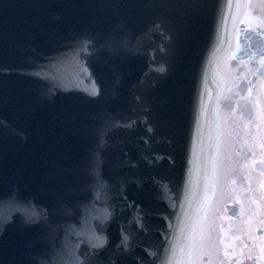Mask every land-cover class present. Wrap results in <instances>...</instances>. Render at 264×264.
<instances>
[{
  "label": "water",
  "instance_id": "1",
  "mask_svg": "<svg viewBox=\"0 0 264 264\" xmlns=\"http://www.w3.org/2000/svg\"><path fill=\"white\" fill-rule=\"evenodd\" d=\"M251 3L7 0L5 63L12 74L4 76L3 83L0 219L13 218L16 209L8 203L13 190L19 200L48 205L55 194L53 178L85 168L95 151L101 180L113 186L112 199H97L87 222L81 219L83 212L69 221L83 233L67 237L70 245L79 244L81 257L89 253L86 241L95 230L110 239L95 264H120L115 246L123 224L139 257L136 264L153 259L156 264H264V249L253 241L246 223L239 222L244 207L260 220L264 217V61L250 60L239 47L247 36L264 34V5ZM194 11L195 27L176 57L174 24ZM85 38H91L94 47L74 52V45ZM34 52L42 55L33 57ZM46 57L67 59L45 69L47 78L39 79L33 73L48 63ZM77 64L88 71L79 72ZM97 90L100 95L92 97ZM161 95L177 100L176 119L166 127L156 120ZM65 111L72 113L71 121ZM104 118L109 123L104 144L98 146L96 128ZM221 123L237 128L239 140L221 130ZM74 124L79 126L76 135ZM74 137L83 153L72 161L77 158L70 144ZM251 137L260 143L253 145ZM161 179L165 198L157 202L153 197ZM121 181L127 185V200L115 191ZM185 192L189 219L201 217L211 202L212 246L209 250L201 245L197 233H185L175 254L165 258L163 238L155 229H165L159 216L172 215L173 202ZM227 193L237 202L222 201ZM79 195L91 198L86 191ZM130 202L154 214L146 221L147 233L128 224ZM110 204L116 205V213L106 225L92 219L109 211ZM223 204L240 207L229 212ZM8 234L21 247L0 252V264H23L33 253L37 233L26 229L17 215ZM65 240V233L58 231L51 243L44 241L36 250L49 264H62ZM146 248H158L159 258L149 257Z\"/></svg>",
  "mask_w": 264,
  "mask_h": 264
},
{
  "label": "snow or ice",
  "instance_id": "2",
  "mask_svg": "<svg viewBox=\"0 0 264 264\" xmlns=\"http://www.w3.org/2000/svg\"><path fill=\"white\" fill-rule=\"evenodd\" d=\"M259 4L264 5V0H258ZM249 7L252 6L251 0H248ZM196 23L195 11L182 20L174 24V56L178 57L180 46L185 36L194 29ZM158 27V25H154ZM0 34H3V30L0 29ZM173 37L170 36V40ZM89 44L95 45V42L91 38H85V40L79 41L74 45V52L83 51ZM239 47L242 51H245L250 60L264 61V34L256 32L253 36H247L245 41L239 42ZM7 55L6 41L4 50L0 52V76H10L12 74V67L3 62V58ZM42 55L39 52H34L33 57ZM48 63L39 66V71L33 73L39 79H46L47 75L45 69L51 68L62 64L66 57H46ZM76 69L79 72H87L88 69L76 65ZM99 91H93L92 97L99 96ZM252 109H250L249 115L253 114L255 108V102L252 101ZM261 104L264 105V99L261 100ZM157 111L156 120L161 126H168L173 123L177 115V100L171 95H161L156 100ZM72 117L69 116L68 120L71 121ZM109 123L107 118H104L102 122L96 128L97 145L103 146L106 133V126ZM97 152H93L89 158L88 165L81 170H65L63 173L56 175L53 178L54 195L48 205L43 207L37 206L34 202L29 200H19L15 195V190L10 194L8 203L11 207L15 208L11 219H0V252H6L10 249L21 247V242L14 240L8 234V227L14 222L15 216L22 217L23 226L29 230H35L37 233V239L32 244L33 253L26 262L23 264H49V260L46 255L36 250L39 249L44 241L51 243L55 234L58 231L65 233V250L66 258L62 264H95L96 258L102 256L110 246V239L107 235L97 234L95 230H92V236L87 239L89 253L81 257L79 255V244H69L67 237L73 234L83 235L82 232L74 227L71 220L72 216L77 212H83L81 219L85 222L89 220V212L94 207L97 199L105 198L111 200L110 193L113 191V186L106 184L101 180L97 171L96 156ZM160 159H164L163 156ZM171 160V156L168 157ZM135 167V165H131ZM164 180L161 179L158 184V189L153 199L157 202L162 201L165 196L164 192ZM139 186V185H138ZM127 185L121 181L115 186L117 195L123 196L124 200L127 197L123 195ZM187 188V185H185ZM86 191L90 193L91 198L89 200H82L80 193ZM171 191V189H169ZM188 199L187 192L180 198L179 201H174L172 204V215H160L159 219L165 222V229L159 230L160 236L163 238L164 243V256L168 257L169 253L173 255L176 252V246L185 233L191 236L192 233H197L199 236V242L207 249H211L213 238V225L212 219L209 215L211 202H208V210H206L201 217L196 219H189L184 211V202ZM109 211H105L102 216L92 217V219H98L101 224H107L109 220L113 218L116 213V205H108ZM179 207L180 211H176ZM128 208L133 209L132 216L128 220V224L135 223L140 226L141 230L147 233L148 226L146 221L152 219L154 214L140 204L135 202L128 203ZM123 211V209H121ZM90 227V225H89ZM121 240L116 244V248L119 250L120 264H136L139 259L135 254V249L131 245L130 234L125 231V226L121 225L120 232ZM85 241L82 240L81 243ZM247 245H245L246 247ZM145 252L151 258H159V249L146 248ZM149 264H156L155 259L150 260ZM161 264H164L162 261Z\"/></svg>",
  "mask_w": 264,
  "mask_h": 264
}]
</instances>
